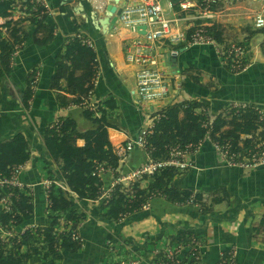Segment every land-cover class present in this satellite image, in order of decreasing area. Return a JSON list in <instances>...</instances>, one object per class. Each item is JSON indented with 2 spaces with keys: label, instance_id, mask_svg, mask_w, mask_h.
<instances>
[{
  "label": "crops",
  "instance_id": "obj_1",
  "mask_svg": "<svg viewBox=\"0 0 264 264\" xmlns=\"http://www.w3.org/2000/svg\"><path fill=\"white\" fill-rule=\"evenodd\" d=\"M43 1L48 12L41 16H46V24L53 27L51 41L39 46L31 37L39 9L36 12L21 10L17 21L21 19L18 23L24 26V36L0 83V145L18 138L27 147L19 181L30 188L27 194L33 206L32 218L24 225L35 227H47L52 222L43 181L64 183L51 156L47 130H53L50 128L55 122H74L75 146L82 147L84 141L79 136L95 128L82 115L81 106H60L55 91L50 88L54 57L65 50L70 39L78 36L88 41L95 54L98 72L89 108L92 118L108 125L109 143L114 147L133 140L146 120L144 110L137 108L131 98L133 68L123 60L127 33L116 24L108 25L105 32L98 30L92 18L100 17L92 12L87 0ZM187 2L198 3L197 0ZM6 3L9 5L10 0ZM215 3V13L209 22L221 30L224 42L245 47L248 67L236 74L229 73L219 64L212 48L192 46L178 49L176 63H170V69L181 77V95L204 104L203 118H214V124L219 121L224 124L233 115L231 103L264 108L262 33L253 27L256 17L264 19V0H216ZM3 14L0 11L1 17L9 16ZM0 33L5 35L4 26L0 27ZM31 76L35 77L32 87L29 85ZM60 86L63 87L62 82ZM227 129L228 126L222 128ZM252 146L253 142L247 150ZM62 149L70 155L69 148L62 146ZM189 158L191 167L179 171L172 184L183 192L201 195L203 204L210 206L209 213L201 214L192 202L171 204L159 195L147 200L146 208L140 207L112 221L104 216L101 202L75 197L64 217L75 225L73 231L81 240L80 249L61 252L62 261L52 257L36 258L28 264H146L152 250L186 235L200 240L203 264H215L219 253H232L234 264H264V224L260 226L264 219V167L249 172L228 167L214 151L210 140H201ZM146 160L143 151L133 148L118 163L116 172L108 170L100 174L101 187H109L116 174L132 171ZM151 182V178H144L137 186L145 189ZM221 192L228 197L227 205L219 203L220 200L216 202ZM2 210L0 204V212Z\"/></svg>",
  "mask_w": 264,
  "mask_h": 264
},
{
  "label": "built area",
  "instance_id": "obj_2",
  "mask_svg": "<svg viewBox=\"0 0 264 264\" xmlns=\"http://www.w3.org/2000/svg\"><path fill=\"white\" fill-rule=\"evenodd\" d=\"M7 1L0 0V4H5ZM160 2L161 0H118L117 2L116 7L119 9V14L116 16L114 24L123 29L129 36L123 45V60L126 65L133 68L134 89L131 98L136 107L144 110L146 120L133 140H127L114 146V155L119 163L133 148H136L143 151L147 156V161L132 171L116 174L109 187H101L94 202H101L100 205L102 206L108 205L107 203L111 201V193L114 188H119L120 192L124 193L127 206H130L134 194V185L142 179H152L154 174L165 169H175L179 172L191 167L189 157L195 152L201 141L195 145H187L183 149L178 147L165 148L164 151L167 155L165 158L158 157L157 151L149 143L154 125L164 119L160 110L167 104H176L183 100V96L178 94L181 77L170 69V60L177 57L179 47L212 48L219 64L232 74L244 71L248 67L245 57L247 52L244 46L234 42L219 44L206 33L205 27H209L208 24H196L198 21L211 20L213 0H200L196 4L182 0L176 5L167 0L166 11L161 9ZM87 3L92 12L100 18L104 16L106 5L113 4L112 1L108 0H87ZM20 9L34 12L39 9V18L48 12L43 0H10L8 10L3 15H9L11 18L7 20L11 21L13 14ZM4 19L0 16V27L4 23ZM181 24L183 25L180 26ZM253 27L264 30L263 17H256ZM80 40L90 46L88 41L82 38ZM262 42L264 44V33H262ZM261 52L264 57L262 50ZM97 72L94 66L92 77L88 82L87 95L78 104L83 110L92 111L89 108L92 106L89 99L96 84ZM34 83L35 77L32 79L31 76L30 87ZM164 100L167 102L160 104ZM247 108L256 114L257 130L254 136L245 137V139L253 140V146L244 153L241 152V148L239 150L237 146H233L230 140H223L218 137L216 140L212 139L210 132L215 122L214 118L207 120L203 118L199 124V127L204 130L202 140L211 141L214 151L221 157L226 166L238 168L243 172L264 167V108L248 103H231V111H233L234 116ZM59 126V122H55L50 129L57 131ZM104 165L97 161L94 162L92 168L91 176L95 177L99 183L101 173L108 170L116 172L117 169H104ZM21 170V166H13L4 176L0 177V192L17 189L25 195L24 190H30L28 186L24 187L19 181ZM42 184L47 199L46 207L49 212L51 206L49 199L53 196L50 195L51 189L61 190L71 195L62 182L46 179ZM137 189L140 187L137 186ZM8 196L12 197L11 194ZM154 196L159 195L156 193L151 195V197ZM189 202L192 200L190 199ZM0 204L5 211L10 209L9 198H0ZM140 207L145 208L142 204ZM52 216L50 219L52 223L54 222L55 234L65 236L69 231L70 240L81 246L79 237L73 230H70L71 223L55 214ZM36 228L32 224L22 226L17 235V241L27 233H33ZM4 229L6 228L0 226V233ZM0 243L3 242L0 241ZM106 246L109 248L108 241ZM200 247L201 242L197 238H180L152 250L151 259L146 264H203L199 253ZM234 258L232 253H219L215 264H234Z\"/></svg>",
  "mask_w": 264,
  "mask_h": 264
},
{
  "label": "trees",
  "instance_id": "obj_3",
  "mask_svg": "<svg viewBox=\"0 0 264 264\" xmlns=\"http://www.w3.org/2000/svg\"><path fill=\"white\" fill-rule=\"evenodd\" d=\"M8 7V3H5L0 7V11H6ZM45 21L46 16H41L34 24L31 35L34 43L39 46L48 44L52 39L53 27L47 25ZM196 24H208L209 27H205L206 33L217 43H224L221 30L218 27L209 21H198ZM4 27L5 35L2 36L0 33V83L9 71L11 56L21 43V37L24 36V26L21 23L9 21ZM259 31L264 33V30ZM261 50L264 53V44ZM94 61L95 54L91 47L82 43L78 36L70 39L65 50L54 57L55 69L50 77V88L55 91L56 101L60 106L78 105L81 99L86 97L89 89L88 82L95 66ZM223 68L225 69V67ZM61 82L63 87L60 86ZM178 94L181 95V92L179 91ZM183 100L180 103L167 104L162 108L160 114L164 115V119L158 121L152 129L149 143L157 151V156L160 158L167 156L164 151L165 148L178 147L183 149L187 145L197 144L204 138V130L199 127V124L203 121V113L206 107L203 103L190 100L185 96H183ZM91 114L87 110L82 112L84 118L95 125L93 130L79 136L84 141L82 147L75 146L76 128L74 122L64 121L60 123L57 131L47 130V135L50 137L47 142L51 145V156L55 159V166L63 178L65 187L71 194L61 190L55 191V195L49 199L51 202V219L53 214L65 218L64 214L73 204V196L88 201L97 199L101 184L95 177L91 176L94 162H100L103 159L105 160L104 169L114 170L117 168L118 159L114 155V147L107 138L108 125L101 124L97 119L92 118ZM256 119V114L247 108L238 115H232L231 119L224 124L220 121L213 124L210 136L213 140H216V137L230 140L233 146L245 151L250 148L253 140L241 139L240 136L255 135L257 130ZM223 126H228V129L222 130ZM62 146L70 149V155L65 154ZM26 150V145L18 138L9 139L0 145V177L4 176L11 167L20 166L23 163L27 155ZM177 174L178 171L175 169H165L154 174L151 184L145 189H137V184L134 185V194L130 206H127L124 193L120 192L119 188H114L108 205H100L101 210L104 211V216L112 221H117L123 215L138 209L144 201L149 200L151 195L155 193L171 204H187L191 199L192 203L199 207L201 214L209 213L210 206L206 207L203 204L201 195L183 192L173 186V178ZM10 194L12 197L8 196ZM0 198H9L11 204L8 211L2 210L0 212L1 227L7 228L9 225L19 227L32 218V200L31 196L27 194V190H25V195L17 189L2 190ZM218 201L227 205L226 193L221 192L216 202ZM65 219L69 221L68 218ZM261 223L260 226L264 224V219L261 220ZM54 227V223L50 222L47 227H37L33 233H27L18 242L0 243V264H28L31 259L41 258L45 260L51 257L54 260L62 261L61 252L71 253L80 249L79 244L70 240L69 231L65 236L56 235ZM74 229H76L75 225L71 224L70 230ZM256 230L258 231V229ZM187 237L189 236L186 235ZM179 238L183 237L177 236L171 241ZM60 242L63 244L61 247Z\"/></svg>",
  "mask_w": 264,
  "mask_h": 264
},
{
  "label": "rangeland",
  "instance_id": "obj_4",
  "mask_svg": "<svg viewBox=\"0 0 264 264\" xmlns=\"http://www.w3.org/2000/svg\"><path fill=\"white\" fill-rule=\"evenodd\" d=\"M166 1L167 0H161V2H160V7H161V9L163 10V11H166ZM200 0H197V2H199ZM2 5H4V3L2 4ZM2 5L0 6V7H2ZM214 5V6H213ZM215 5H216V3H215V1H213V3H212V5H211V8H212V10H213V13H215V9H214V7H215ZM8 10V9H7ZM6 10V11H7ZM22 9H20L19 11H17V13H15V15H14V19H13V22L14 23H17V22H19V21H21V19H19L18 21H17V14L21 11ZM5 11H3L2 13H4ZM3 18H5L6 19V22L5 23H2V25H1V27H3V26H5L10 20H7L8 18H11L10 16H2ZM38 18H39V16H38ZM3 22V21H2ZM254 23V22H253ZM224 43H228V42H224ZM12 57V56H11ZM170 97V96H169ZM168 97V98H169ZM104 161L105 160H101L99 163H101L102 165H104ZM147 161V160H146ZM146 161H144V162H146ZM143 162V163H144ZM55 193V190L54 189H51V191H50V195H53ZM160 197V196H159ZM151 198H155V197H151ZM146 202L147 201H144L143 203H142V206H144L145 208H146ZM140 208V207H139ZM4 210V209H3ZM22 226H24V225H21V226H19V227H15V226H10L9 225V227H7L6 229H4L3 230V232L2 233H0V241L1 242H3V243H7V242H9V243H11L12 241H15V242H18L17 241V235H18V233L20 232V229L22 228ZM15 229H17V231H15ZM70 233V232H69ZM59 245H60V247L61 246H63V244L61 243H59ZM34 260V259H33ZM37 260V259H36ZM32 264V263H31ZM41 264H44L43 262L41 263Z\"/></svg>",
  "mask_w": 264,
  "mask_h": 264
},
{
  "label": "water",
  "instance_id": "obj_5",
  "mask_svg": "<svg viewBox=\"0 0 264 264\" xmlns=\"http://www.w3.org/2000/svg\"><path fill=\"white\" fill-rule=\"evenodd\" d=\"M86 1V0H85ZM108 1H112L113 4H107L105 7V13L104 16L102 18H92L93 19V23L95 24L96 28L98 30H101L103 32H105L106 28L108 27V25H113L115 23V18L116 16L119 14V9L116 7L117 6V2L118 0H108ZM174 5H176L178 2L182 1V0H170ZM171 64H175L176 63V59H171L170 60Z\"/></svg>",
  "mask_w": 264,
  "mask_h": 264
},
{
  "label": "bare ground",
  "instance_id": "obj_6",
  "mask_svg": "<svg viewBox=\"0 0 264 264\" xmlns=\"http://www.w3.org/2000/svg\"><path fill=\"white\" fill-rule=\"evenodd\" d=\"M111 140L115 143V139H114V137L113 136H111Z\"/></svg>",
  "mask_w": 264,
  "mask_h": 264
},
{
  "label": "flooded vegetation",
  "instance_id": "obj_7",
  "mask_svg": "<svg viewBox=\"0 0 264 264\" xmlns=\"http://www.w3.org/2000/svg\"><path fill=\"white\" fill-rule=\"evenodd\" d=\"M138 108V107H137Z\"/></svg>",
  "mask_w": 264,
  "mask_h": 264
}]
</instances>
